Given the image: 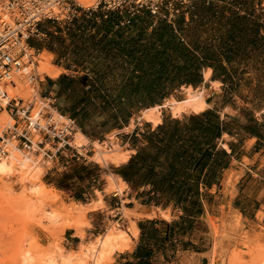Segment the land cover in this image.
<instances>
[{"label":"rangeland","instance_id":"rangeland-1","mask_svg":"<svg viewBox=\"0 0 264 264\" xmlns=\"http://www.w3.org/2000/svg\"><path fill=\"white\" fill-rule=\"evenodd\" d=\"M206 7L223 10L227 17L232 14L247 17L258 22L261 27L260 31L264 30V26L261 24L264 19V0H219ZM194 14L196 17L198 16L197 6H194ZM197 21L201 28L189 27L182 20H179L176 24V29L183 33L186 44H188L187 41L190 43L193 40L194 30L199 32L202 42L211 39L213 35L210 32L211 24L216 23V21L211 22L209 19H200L199 17ZM152 25L153 20L149 16H140L125 30L126 35L127 32L136 35L139 30H143L147 35H150L161 28V25H158L151 29ZM41 31L45 37L35 38L31 45L36 51L40 50L41 55H48L51 58V64L61 66L63 74L54 81L57 82L61 77H68L75 82L73 93L67 105L63 106L68 110L83 99L82 92L77 85L84 75L81 68L76 65V59L79 53L86 48L88 41L92 39L100 40L106 36L107 32L101 29L97 31V36H94L91 34L90 26L77 27L74 23L70 24L69 22L62 24L46 22L42 25ZM174 36L178 43L177 35L174 34ZM263 63L264 55L258 58L256 53L247 62H239L236 65V69L239 70V78H236V81L238 80L236 89H232L230 85H221L219 95L209 93L211 98L208 102L211 105L215 104L214 112L219 113L226 105H232L235 110L258 112L261 109L259 105L262 103L261 107L264 106ZM243 73L247 74L244 75ZM48 80L49 78H46L41 91L46 90L48 94L55 95L59 106H62L65 94L59 93V86L49 90ZM205 86L207 84L200 88ZM172 97L178 102L186 99L181 90L175 92L170 98ZM165 100L166 98L158 105L163 106ZM90 111L88 117L85 119L80 117L77 121L81 130L90 139L91 144L89 145H94V143L103 144L111 136H105L106 132L112 130V125L106 124L110 120V113H101L99 110L91 108ZM191 115L184 114L180 119L182 120ZM216 115L219 117L218 114ZM138 116L140 114L132 119H136ZM166 118L175 120L174 115L169 110H163L162 120ZM136 125L135 123V127H137ZM141 125L137 129L143 132L149 130L147 129L149 128L148 123L145 121H142ZM134 131L136 130L122 133L115 132V145L120 146L123 151L133 149L132 144L131 147H127V144L123 145L121 143H126V139L130 138ZM117 136H119V141L116 140ZM134 156L132 155V158ZM130 157L128 163L122 168H116L115 166L105 168L97 165L92 160L87 163L61 162L53 169L50 167L45 168L42 181L48 190L45 194L46 197L32 196L30 186L28 184L23 186L18 177L13 178L11 182L0 180V264H19L18 259L13 256L16 251V254L36 251L38 257L60 252L61 250L65 253L77 251L80 245L88 246L94 243L97 237L104 235L113 223L118 222L121 229L125 231L130 221L144 219V216L124 209L119 213L109 215L100 213L94 218L89 214L93 210L88 209L87 216L80 217L74 214L76 212L73 211L72 207L79 198L86 201V198L91 194V189L103 184L101 180L110 185L106 174H113L120 179L123 177L127 180V177H124L122 173H127L130 169L133 160ZM101 175H104V177L101 178ZM8 186L13 189L9 190ZM126 188L125 185L124 191ZM105 194L114 193L106 192ZM200 200L202 205H207L209 202L214 201L215 197L208 195L207 198L202 197ZM101 208L104 209V212L107 211L106 207ZM48 214L57 216L59 222L54 225L50 224L47 221ZM183 216L181 210L170 208L166 212L155 210L147 217L149 222L159 223L157 227L162 231L161 237L164 238L167 231H172L173 234L171 242L165 244L167 252H161L164 260H158V264H178L180 256L184 257L182 264H198L199 261H194L198 258L204 260L203 264H215V261L218 264L264 263V233L259 235L249 233L243 220L238 218L237 214L226 212L225 207L221 209L219 215L216 212V217H219V219L208 214L202 217L199 214L200 220H198L199 218L183 219ZM260 219H262V216ZM152 227L149 225V228L152 229ZM79 232L85 234L84 239L81 242H73V246L69 245L68 242L72 243L73 241L70 237H78ZM231 235L236 236L238 240L233 239ZM163 238L161 239L162 242ZM215 245L218 247L216 253L213 252ZM179 246L181 247L180 254L178 252ZM173 248H175L174 251ZM185 251L191 252L193 257L191 261L188 260L187 253L182 254ZM193 253L197 255L194 256ZM199 253L203 256H199ZM166 255H169V258H166Z\"/></svg>","mask_w":264,"mask_h":264},{"label":"trees","instance_id":"trees-1","mask_svg":"<svg viewBox=\"0 0 264 264\" xmlns=\"http://www.w3.org/2000/svg\"><path fill=\"white\" fill-rule=\"evenodd\" d=\"M196 6L197 18L216 21L211 24V39L204 42L194 30L188 46L177 43L174 30L166 26L150 35L143 30L136 35L118 32L112 39L106 36L88 41L76 59L84 74L77 85L82 101L66 110L63 106L67 105L75 82L68 77L57 82L49 80L50 85L60 87V94H65L61 113L72 119H85L91 113L90 108L109 112L106 124L115 130L128 124L134 114L154 107L182 87L202 86L203 71L207 68L213 70L214 81L235 90L239 78L236 65L247 62L254 53L258 58L264 55L261 27L247 17L235 14L227 17L225 11L215 7ZM111 24L103 28L107 34L112 33ZM224 131L212 112L183 120L166 118L155 131L148 130L142 135L147 144H137L140 141L134 138L132 145L138 154L131 162V182L151 187L158 195L157 204L165 209L173 205L182 211L183 219L200 218L199 189L201 184L210 187L213 183L208 178L211 163L216 159L215 167L221 168L228 161L225 152L215 153ZM158 224L148 222L143 229V243L129 264H158V256L167 252L165 244L171 242L173 234L167 231L161 237Z\"/></svg>","mask_w":264,"mask_h":264},{"label":"built area","instance_id":"built-area-1","mask_svg":"<svg viewBox=\"0 0 264 264\" xmlns=\"http://www.w3.org/2000/svg\"><path fill=\"white\" fill-rule=\"evenodd\" d=\"M95 1V6L85 8L77 0H0V115L6 113L14 122L1 132L0 158L9 155L10 148L52 169L61 162L90 161L88 149L93 146H74L78 124L62 117L55 95L46 97L39 90L37 93L35 87L29 90L31 95L27 99L21 97L17 80L26 75L39 84L30 68L40 52L31 49L29 42L45 37L41 31L44 23L85 22L96 34L107 23H112L114 32L125 31L137 18L146 15L153 20L151 29L158 25L171 27L184 44L186 40L176 29L177 22L182 20L189 27L201 28L194 6H211L219 0ZM261 24L264 26V19ZM261 36L264 38V30ZM136 122L140 124L141 120Z\"/></svg>","mask_w":264,"mask_h":264},{"label":"crops","instance_id":"crops-1","mask_svg":"<svg viewBox=\"0 0 264 264\" xmlns=\"http://www.w3.org/2000/svg\"><path fill=\"white\" fill-rule=\"evenodd\" d=\"M163 26L165 25H161V27ZM168 28L170 29L171 27ZM121 32H124L126 34V31H121ZM174 34L176 35L175 31ZM106 36L112 39L111 35L106 34ZM185 46L188 45L186 44ZM56 67L61 68V66L59 65H56ZM52 81L55 82L54 80ZM48 85H49V90H53L54 88L57 87L50 85L49 83ZM222 85L225 86L224 84ZM42 93L44 96L48 95V92L46 90H44V92ZM261 104L259 105L260 107L258 106L261 109H259L258 112H254V113L248 110H240V109L235 110L232 105H226L223 109L220 110V112H223L226 109H228L230 112L226 113L224 116H222L220 112L219 113L214 112L215 104L212 105L213 107L212 110L208 112H212L215 115L216 114L219 115V117L217 115L216 116L218 117L220 123L224 126V130H225L221 138L216 143L217 149L215 153L225 152L228 156L227 158L228 161L225 162L226 165L225 167L218 168L215 167L216 159L213 160L211 163L212 171L211 173H209V177H208L211 178L210 180L213 183L210 187L201 184L199 189L200 198L202 197L207 198L208 195L215 197V200L209 202L207 205L206 204L202 205V201L200 200L202 205L201 217L204 216L205 214H208L209 216H213L216 219H219V217H216V212H218L219 215L221 213V209L225 207L226 212L237 215L239 214L248 232L253 233L255 235L264 233V106L261 107L262 106ZM59 111L61 112L60 106H59ZM140 113L141 111L137 114H134L133 117L139 115ZM68 116L70 117V115ZM74 120H76L79 128L81 129L77 119ZM141 123L138 124L136 122L137 124L136 126L137 127L142 126ZM128 124L123 125L118 129L106 132L105 136H110L115 132L122 133L125 129L124 126H127ZM148 126L149 128L147 129L151 130L152 132L159 127L158 126L157 128H153L151 124H148ZM137 127L134 128L136 131H134L132 136L126 139L127 142L126 143L122 142L121 144L123 145L127 144V147L128 146L131 147V144H134L135 137L138 138V140L140 141L137 144H147L146 142L143 141L142 135L145 134L148 130L146 132H143L142 130L137 129ZM118 137L119 136H117L116 138L117 141H119ZM223 143H226L229 152L222 147ZM130 152H131L130 159L132 158V155H135L134 156L135 158L136 155L138 154L137 150H135L134 148L131 149ZM127 163L123 164L119 168H122ZM229 173H231V176H233L232 181H230L229 179L230 178ZM122 174L124 177H127V180L121 177L122 182L127 187L122 195L118 193L109 194V195L105 194L108 189V183H105L104 180H101L103 184L100 185L99 187L96 186L93 187L91 189L92 190L91 194L88 196V198H86V201L77 200L75 202L78 204H82L85 207H89L93 203L98 201L99 196L97 192L100 191L104 193L103 202H104V207H106L107 211L104 212V209L101 207L93 211H90L89 214L91 215L92 218H94L96 215H99L100 213H107L108 215L111 213L112 214L117 212L119 213L123 209L129 212H135L140 216H144V219L140 218L133 221L139 230V236L138 238H134L132 240V245H133L132 249L128 252L116 254L114 256V261L112 264L133 263L131 257L135 255L137 248L143 243V231H144L143 229L147 227V224L149 222L148 221L149 219L147 217H149V215L154 213L155 210L157 211L162 210L163 212H166L170 210V208L174 209L173 205L167 209H165L163 205H158L156 202V198L158 197V195L152 191L151 187H141L139 185H136L135 181L131 182L130 169H128L127 173H122ZM103 177L104 175H101V178ZM261 216L262 219H260ZM200 218L198 220H200ZM231 236L233 239L238 240L236 236L233 235ZM70 238L71 240H73L72 243L68 242V244L71 246H73V242L75 241L81 242V239H79L78 237L71 236ZM180 248L181 247L179 246L178 249L179 254H180ZM185 253L188 254L189 256L188 260L191 261V259H193L191 252L190 251L182 252V254ZM193 254L194 256L197 255L196 253ZM199 256H203V255L199 253ZM158 257L159 260H164V257L162 255H159ZM165 257L169 258V255H166ZM178 259H179L178 264H182V262L184 261V257L180 256ZM194 261H199L198 264H203L204 262V260L201 258L195 259ZM216 263L217 261H215V264Z\"/></svg>","mask_w":264,"mask_h":264},{"label":"bare ground","instance_id":"bare-ground-1","mask_svg":"<svg viewBox=\"0 0 264 264\" xmlns=\"http://www.w3.org/2000/svg\"><path fill=\"white\" fill-rule=\"evenodd\" d=\"M77 1L79 2V5L85 8H92L96 4L95 0ZM73 23L77 27L82 25H79L78 22ZM83 25L84 27L90 26L85 22ZM117 33L118 32H113L112 29V33L110 34L111 38H114ZM92 35L97 36V33ZM34 39H32L31 42ZM31 42H29V47L36 51V49L32 47ZM37 51L40 52V50ZM30 70L35 79L39 80V84L33 83L31 79L26 75L17 80V84L18 86H20L19 89L21 97L26 99L29 97V95H31V92H29V90H33L35 89V87L37 88V93L38 90L39 93H42V86L46 78H49V80H56L63 74V70L61 68L51 64V58L48 55H41V53L40 57H38L37 59L33 58V64ZM203 74V85L207 84V86L202 88H200L201 86L198 88H194L193 86L182 87L180 90L186 96V99L184 101L178 102L172 97L170 99H166L163 106L156 105L152 108L142 110L140 116H138L136 119L130 120L129 124L127 125V127H125L123 132H130L134 130L137 119L141 120V122L145 121L146 123L151 124L153 128H157L158 126L163 124V110H169L177 120L182 118L184 114L201 115L212 110L213 107L208 102V100L211 98L209 93L219 95V93L221 92L220 87L222 84L219 81L212 80V69H205L203 71ZM50 95L52 94H48L46 95V97ZM228 112L230 111L226 109L221 113V115L224 116ZM61 115L65 118V120L72 119L71 117H69L68 115H64L63 113H61ZM13 124L14 122L12 119H10L8 114L4 113L0 115V135L2 130L6 128V126H12ZM115 135L116 133L112 134L109 137V140L103 144L94 143V145H92L93 148L88 149V151H90L89 156H92L90 160L94 161L97 165L103 166L105 168H108L110 166H115L116 168H118L127 163L129 161V157L131 156V152L123 151L120 146L115 145ZM73 143L76 148L91 146L89 145L91 144L90 139L79 128V126L77 127V132L74 135ZM222 147L229 152L226 143H223ZM7 150L9 155L0 158V180H9V182H11L13 178L18 177L20 183L23 186H26V184L30 186L29 189L32 196L46 197L45 194L48 190L44 185L42 179L45 174V168L49 167L44 166L32 156H25L21 152L10 148ZM229 176L230 181H232L233 176H231V173H229ZM106 177L110 181L107 192L118 193L122 195L124 192L125 184L121 181V179L114 176L113 174H107ZM8 188L9 190L13 189L9 186ZM97 194L99 196L98 201H96L89 207L74 203L72 205L73 211L76 212L74 214L80 217H86L87 211H89L88 209L94 210L99 207H104V194L100 191H98ZM237 217L242 219L239 214L237 215ZM58 220V217L54 214H48L47 216V221H49V223L52 225L57 224L59 222ZM138 236L139 230L133 221H130L125 231L122 230L121 225L116 222L111 225V227L104 235L97 237L94 243H91L88 246L80 245L77 251L65 253L61 250L60 252L51 253L42 257H38V253L36 251L20 252L18 254H16V251L13 256L18 259L19 264H112L114 261V256L116 254L128 252L132 249V240L134 238H138ZM84 237L85 234L83 232H79L78 238L82 240L84 239ZM217 248V245L213 247L214 253L217 252Z\"/></svg>","mask_w":264,"mask_h":264}]
</instances>
